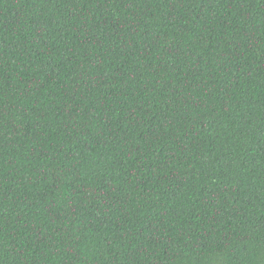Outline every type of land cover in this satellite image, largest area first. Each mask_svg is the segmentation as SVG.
<instances>
[{
	"label": "trees",
	"instance_id": "1",
	"mask_svg": "<svg viewBox=\"0 0 264 264\" xmlns=\"http://www.w3.org/2000/svg\"><path fill=\"white\" fill-rule=\"evenodd\" d=\"M0 264H264V0H0Z\"/></svg>",
	"mask_w": 264,
	"mask_h": 264
}]
</instances>
